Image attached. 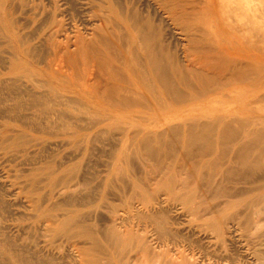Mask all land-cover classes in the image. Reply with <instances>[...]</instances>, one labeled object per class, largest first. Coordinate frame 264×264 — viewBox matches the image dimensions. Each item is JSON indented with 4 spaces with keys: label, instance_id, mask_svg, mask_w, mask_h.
<instances>
[{
    "label": "bare ground",
    "instance_id": "1",
    "mask_svg": "<svg viewBox=\"0 0 264 264\" xmlns=\"http://www.w3.org/2000/svg\"><path fill=\"white\" fill-rule=\"evenodd\" d=\"M210 4V0H145L143 7L153 11L156 24L144 16L145 9L136 0H0V264H158L163 261L161 256H165V264L219 262L220 257L224 258V250L212 248V241L205 244L198 236L207 233L203 226L207 223L202 222L199 214L207 207L199 210V204L191 205L192 217L201 222L196 220V232H184L174 227L179 222L169 216L172 205L168 208L162 205L164 201L154 202L153 197L150 199L153 204L132 201L138 195L133 182L132 193L127 187L132 178L128 173L121 176L125 168L132 172L135 167L142 168L145 173L161 157L165 156L166 162L168 155L184 162L197 155L201 158L194 157L198 162L219 147L224 160L217 158L221 167L219 163L215 165L221 170L217 172L216 166L212 168L214 162L210 163L214 174L220 173L218 183L214 182L221 186L214 192V198L222 196L225 200L211 205L206 213L202 211L204 217L210 215L215 221L212 226L215 235L208 237L215 236L224 243L235 236L244 238L241 246L245 242L246 246H252L248 247L251 255L258 264H264V132H258L261 137H244L236 129L229 131L231 123L227 121L231 119H228L229 124L225 121L223 124L226 129L222 127L229 130L215 138L210 133H214L217 122L209 121L215 127L208 126L213 131L207 127L210 131L207 134L204 128L209 122L201 125V121L200 124L180 121L181 104L200 95L208 96L214 85L219 88L239 82V74L247 72L243 59L230 56L233 48L230 41V45L220 48L212 43L213 36L210 35L213 40L206 37L212 32L209 24L213 25ZM177 26L182 28L179 32L182 43L177 42L173 50L168 38H176ZM241 45V41L235 42V46ZM199 62L206 63L202 67L208 66L209 71L202 73L201 65L197 67ZM212 70L217 71V77ZM255 75L259 80L260 76ZM218 78L225 79L218 82ZM153 105L174 108L166 127L163 124L160 130L144 134L141 129L133 130V126L114 128L125 113L136 107L152 110ZM258 121L255 120L257 125L262 123ZM238 124L239 130L245 129L246 126ZM255 127L251 133L260 130ZM137 138L139 146L134 144ZM202 143L208 147H202ZM224 146H234L231 154L226 152L232 148L225 152L223 149L228 147ZM105 150L109 151L111 161L101 171L94 158ZM104 153L107 155V151ZM135 153L146 161L136 157L134 161ZM175 156L170 157L171 162ZM147 159L154 161L150 163ZM182 159L175 165L177 170L181 168L180 173L190 162L187 160L183 166ZM163 160L157 164H165ZM170 161H167L170 167L165 164L168 170L173 165ZM190 163L187 169L189 176H193L191 170L198 164ZM206 164L202 165L203 171L211 165ZM158 165L156 168H161ZM238 174L246 184V178L253 175L248 178L247 187L230 185L234 179H240L235 177ZM172 175L168 176L170 182L175 181ZM154 176L150 181L147 179L153 184H149V189L160 181ZM179 183L178 191L190 186L187 181L188 185L183 187ZM201 190L207 191L204 187ZM239 195L248 196V200H232ZM109 200L119 202L112 205ZM120 205L125 207L122 214ZM102 211L106 218L101 216ZM197 214L200 216L195 218ZM135 217L147 223L138 227L139 234L131 240L127 226Z\"/></svg>",
    "mask_w": 264,
    "mask_h": 264
},
{
    "label": "rangeland",
    "instance_id": "2",
    "mask_svg": "<svg viewBox=\"0 0 264 264\" xmlns=\"http://www.w3.org/2000/svg\"><path fill=\"white\" fill-rule=\"evenodd\" d=\"M138 3H139V5H142V7L143 6H145V0H136ZM210 10H211V8L213 7V9L211 10V12H210V14H213L212 15V17H213V19H212V24L213 25H210L209 24V26H213L212 28L210 27L209 28V26L207 27L205 24V27L206 28H209L212 32H210V34L208 35V36H206L209 40H213L212 38L214 37V41L215 42H212L215 46H219L220 48L221 47H225V46H227V45H230L229 44V41L231 42V44L233 45V48H232V50H230V52H231V54H230V56L233 58V59H235L236 58V60H238V58H239V60H242L243 59V63H244V69H245V71L247 70V72L246 73H243L244 75H249V76H244L243 74L242 75H240L239 74V76H244V78L242 77V79H241V77H240V79H239V82H241V83H239V82H234V83H232V84H230V85H228V86H218L219 88H216L215 86L216 85H214V88H212V91H210L209 93H208V96H206V95H200V96H198V98H194L193 99V101H186V102H184L183 104H181V106H180V108H179V113H180V121H186L187 123H189V121H190V124H192V121H193V123H194V121H196V122H200L201 123V125H203L202 124V122L204 123V125H205V123L206 122H211V121H213L212 123L214 124L215 122H217V123H215V125L217 126V127H215V125L213 126V124H211L210 122L209 123H206V127L204 128V129H207V127L208 126H213V127H215L216 129L215 130H217V132H216V134H215V130H214V133L213 132H211L210 133V131H213L212 130V128L210 129L209 127H208V129H210V131H209V133L211 134V135H213L215 138H219V136L218 135H220V134H222L221 132H223L225 129H226V127L223 125V124H229V123H231V124H229V128H231L230 130L227 128V130H225V131H232V129H234L233 131H235V129H236V132H237V130L242 134V132H243V136L244 137H261V135H259V134H262L263 132H264V0H210ZM243 6V8H241ZM144 9H145V11H144V16H146L148 19H150L152 22H155L156 24L158 23L157 21H156V18H155V14L153 13V11H150V12H148V11H146V7H143ZM230 12V13H229ZM229 13V14H228ZM232 14V15H231ZM215 16H217V19L215 18ZM235 21H234V20ZM217 20V21H216ZM233 20V21H232ZM231 21V22H230ZM206 23H208V22H206ZM228 24L230 25V26H228ZM217 25H218V27H217ZM234 26H236L237 27V29L234 27ZM229 27H231V29L229 28ZM235 28V29H234ZM176 30V32H177V35H176V38H173V39H171V38H168V43L170 44V47L173 49V50H175L176 49V47H177V45H176V43L178 42V43H182V40H181V37H182V34L181 33H179V32H181L182 31V28L180 27V26H177V29H175ZM225 30V31H224ZM258 30V31H257ZM171 31V30H170ZM224 31V32H223ZM256 32V33H255ZM258 32V33H257ZM260 33V34H259ZM213 34V35H212ZM215 34V35H214ZM256 34H258V35H256ZM213 36V37H211V36ZM227 38V41H228V43H227V41L224 39H222V38ZM245 41H244V40ZM223 40V41H222ZM242 40H243V43H242ZM248 40V41H247ZM262 40V41H261ZM170 41H172V42H170ZM225 41V42H224ZM236 41H241V46L240 47H238V46H235V42ZM250 41V42H249ZM261 41V42H260ZM210 42V41H209ZM258 42V43H257ZM245 43V44H244ZM217 44V45H216ZM251 44V45H250ZM179 46V45H178ZM258 47V48H257ZM256 48V49H255ZM258 49V50H257ZM244 50V51H243ZM261 50V51H260ZM243 51V52H242ZM247 55V56H246ZM253 55V56H252ZM235 57V58H234ZM245 58H247L248 59V61L249 62H251L250 64H251V67H250V64H249V62L247 61V59H245ZM254 60V62H253V60ZM245 61V62H244ZM258 61H260V64H258L257 62ZM253 62V63H252ZM256 62V63H255ZM246 63L249 65H246ZM199 65H197V67H199L200 65V67L202 68V70H200L202 73H206V71H207V69H208V66H206L207 68H204L203 69V67H202V65L204 64H206V63H201V62H199L198 63ZM256 64V65H255ZM263 64V65H262ZM203 65V66H204ZM252 65H254V66H252ZM257 65H260L262 68H257L258 66ZM256 66V67H255ZM205 67V66H204ZM246 67V68H245ZM258 69L257 71L255 70L254 71V69ZM206 69V70H205ZM252 69H253V71H252ZM260 69H262V70H260ZM204 70H205V72H204ZM252 71V72H254L253 74H251L249 71ZM199 71V72H200ZM208 71H209V69H208ZM213 72H215L216 73V77L218 76L217 75V71H214V70H212ZM259 71V72H258ZM213 72H211V73H213ZM262 73V75H259V74H261ZM255 74H257V76H260V77H258V79L259 80H261V81H259V80H257V78H256V75ZM213 75V74H212ZM213 76H215V75H213ZM251 76V77H250ZM256 78V79H254V77ZM228 77V76H227ZM234 77H236V76H234ZM246 77H247V79H246ZM251 78V81H258L257 83L260 85H258L257 83L254 85V84H252L253 82H251L249 79ZM239 78V77H238ZM237 78V79H238ZM225 79V78H224ZM224 79H222V81H221V79H219L218 78V82L220 81V82H223L224 81ZM232 79H234L233 77H232ZM237 79H235V80H237ZM242 80H244V82H242ZM211 81H214L213 80V78H212V80ZM246 81V82H245ZM247 81H249L248 83H247ZM214 84V83H213ZM253 85V86H252ZM257 85V86H256ZM186 92H188L189 93V90H185V93ZM187 93V94H188ZM226 95V96H222V95ZM189 96V95H188ZM261 96V97H260ZM166 97H168V96H166ZM170 97V96H169ZM257 97H260V98H257ZM254 100H256V101H254ZM164 107V108H163ZM163 107H159L158 108V106L157 107H155V105H153L151 108H152V110H143L142 108H138V107H136V108H134V109H132V111L131 112H127V113H125L121 118H120V120L117 122V123H115V125H114V128H116L117 126V128H119V126H121V127H130V126H133V130H138V129H141L140 130V132H141V134H144L145 132H147V133H149V131H154V130H160L161 128H163L164 127V125L163 124H165V127H166V125H167V123H168V121H171V119H169L170 117L168 116L170 113H171V111H174L173 109L174 108H172L171 106H168V105H165V106H163ZM154 108H156V109H154ZM248 111V112H246V111ZM100 115H102V114H100ZM250 116H252L253 117V119H248ZM140 117V118H139ZM230 117H233V119H234V117H236L234 120H232V118H230ZM228 119H231V121H229ZM239 119V120H238ZM260 120V122H262V123H260L259 121V123L260 124H258L257 125V123H255V120L257 121V120ZM203 120H206V121H203ZM208 120V121H207ZM222 120V121H221ZM228 120V121H227ZM236 120H238V121H236ZM240 120H241V122H240ZM247 120H248V122L251 120H253L252 121V123L250 122V123H248L247 122ZM263 120V121H262ZM219 121V122H218ZM224 121H225V123H224ZM229 122V123H227V122ZM236 121V122H240L242 125H240V123L238 124V123H234V122ZM242 121H246V122H244L245 123V125H243V123H242ZM196 122L194 123V124H196ZM233 122V123H232ZM197 123V124H198ZM199 123V124H200ZM131 124H133V125H131ZM209 124H211V125H209ZM219 124V125H218ZM233 124L235 125V127H237V128H233ZM240 125V127L241 126H246L245 127V129H243V127H242V129L241 130H239L238 129V126H236V125ZM247 124H248V126H247ZM256 125V127H255V125ZM251 127H250V126ZM163 126V127H162ZM225 128V129H223V127ZM263 126V127H262ZM253 127V128H252ZM254 127L258 130V129H260V130H258L257 132H254L255 130H254ZM259 127V128H258ZM260 127H262V128H260ZM116 128V129H117ZM123 128V129H124ZM222 128V130H220ZM254 130L252 133H251V131H252V129ZM121 128H119V130H120ZM208 129H207V134H209L208 133ZM263 129V130H262ZM118 130V129H117ZM243 130V131H242ZM247 130L250 132V135H249V132H247ZM139 131V130H138ZM260 131V132H259ZM261 131H263V132H261ZM220 132V133H219ZM258 132H259V134H258ZM146 133V134H147ZM213 133V134H212ZM252 134V135H251ZM255 134H258V136L257 135H255ZM264 134V133H263ZM255 135V136H254ZM134 144H137V145H135V146H139L138 145V138H137V140L135 141V143ZM203 144V143H202ZM201 144V145H202ZM201 145H200V147H201ZM202 147H205V143L203 144V146ZM208 146H206L205 148H207ZM222 147V146H221ZM227 148V149H223V148ZM222 149L226 152L231 146H224ZM220 148V147H219ZM219 148H216L215 149V151H213V153H210V155H208L205 159L203 158L202 160H200V161H196V160H199V158L200 157H198L197 155H195L194 157H196L197 159L195 160V158L193 157L192 158V160H191V158H186L187 160H189L190 162H192V165H194L193 164V162H196L197 164H198V167H196L195 168V170L194 169H192V168H194V166H197V165H194V166H192L191 168H190V170H191V175H193V176H189L190 174V171H189V169H187L188 167H190L189 165L191 164L190 162L188 163L187 162V160L184 162L183 160L184 159H182V163L184 162V164H183V166L185 165V163H188L189 165L185 168V167H183V169H185V172H186V174L189 176V177H194L195 176V178H189L188 176H186V174H185V172L183 171V169H182V174L178 171V170H180V169H178L177 170V168H175V165H177V161H180L181 162V159L179 158V157H176L175 155H168V157H166V160L167 161H170V157L171 156H175V158H174V160H172V162L171 163H173V165H171V168H170V170H168L169 169V165H168V162L166 161L165 162V160H163V158L165 157H161V159L159 160L158 159V162H153V163H151L152 161H154V160H149L148 161V159H147V161L148 162H150L151 164V166L148 164V162H146V165H149L148 167H147V169L148 170H150V171H148L147 170V172H142L141 170H142V168L141 169H139V168H134L133 169V172L129 169V171H128V169H124L125 171V173L123 174H121V176H123V175H126L127 176V173L130 175V177L132 178V181H130L131 179H129V181H127L128 183L130 182L131 183V185H130V183L129 184H127L128 186V189H129V192L130 193H132L133 191H131V190H133L132 188L134 187V190L136 191V193H138V195L137 196H133L132 197V201H138L139 203L140 202H144L145 201V203H147V204H153L152 202L153 201H151L150 199H151V197H153V198H155V200H154V202H163L162 203V205H164V206H168V208H171L172 207V209H171V211L173 210V212H170L169 213V216L170 217H175L177 220H178V222H179V225H177V226H174V227H177V229L179 228L180 230H182V231H184V232H188V231H190V232H196V231H194V228H195V224H198L197 222H196V220L197 219H194L193 217H192V215H191V213H192V211L190 212V210H189V208H191L192 206L191 205H193V204H199L198 205V209L199 208H203L204 206H205V211L207 210H209L212 206H213V204H217V203H219V202H221V200L223 201V200H225L222 196H216V198H214L215 197V195H214V192L216 193L217 192V188L219 189V185L221 186V184L219 183L218 185H215V182H217L218 183V181H217V178L219 177V175H220V173H215L214 174V169H215V166L217 165H215V163H222L221 161H223L224 159L222 158V152L223 151H219L218 152V150H219ZM232 148V149H231ZM230 149L231 150H228L226 153H228L229 151V153L231 154V152L233 151V149H234V146H232ZM107 151V155H105V153L104 152H106ZM215 152V153H214ZM102 153H104L103 155H100V154H102ZM102 153H100V154H98L95 158H94V160L95 161H97V166L100 164V166H98V170H101V171H105V169H106V164H107V162H109V161H111V160H109L110 158H109V156H108V154H109V151L108 150H105V151H102ZM219 153H221V155L219 154ZM105 155V156H104ZM167 155V154H166ZM220 155V156H219ZM227 154H225V155H223L224 156V158H225V160H227L229 157H228V155H227V157H225ZM107 156V157H106ZM216 156H218V157H216ZM135 157L136 158H138L140 161H146V158L144 159L143 157V159L141 160L140 158L141 157H137V155H136V153H135V156L133 155V160L135 159ZM172 157V158H173ZM216 157V158H215ZM221 157V158H220ZM99 158V159H98ZM157 158H159V157H156V160H157ZM169 158V159H168ZM217 158H219V159H221V161L219 160V159H217ZM179 159V160H178ZM193 159L195 160V161H193ZM201 159V158H200ZM207 159H208V161H207ZM213 159V161H211ZM219 160L218 162L217 161H215V160ZM106 160V161H105ZM163 160V162H165V164L167 163V166H169L167 169H166V166H165V164L164 163H162L161 162V165L159 164H157V163H160V161H162ZM100 161V162H99ZM104 161V162H103ZM135 161V160H134ZM136 161H138L137 159H136ZM140 161H138V163L140 162ZM174 161V162H173ZM103 162V163H102ZM169 162V163H170ZM179 162V163H180ZM200 162V163H199ZM210 162H214V167H212V165H213V163H210ZM178 163V164H179ZM181 163V164H182ZM204 163L206 164V165H209V164H211V165H209V166H206V167H208L207 169H208V171H207V169L206 168H204L205 170L203 171V167H202V165H204ZM219 163V164H220ZM136 164H137V162H136ZM155 164V165H154ZM164 164V165H163ZM218 164V167L220 166L221 167V164L219 165ZM152 165H154V167H152ZM156 165H158V167L160 166L161 168H156ZM165 167V170L167 171V172H164L165 170H164V167ZM173 166V167H172ZM204 166V167H205ZM163 167V168H162ZM211 167L212 168H214L213 170H211ZM176 169V171H175V169ZM104 169V170H103ZM155 169L157 170V173L155 172ZM161 169V170H160ZM221 170V168H217V166H216V171L217 172H219L220 170ZM163 170V171H162ZM210 170H211V174H214L213 176H211V177H214V178H212V180H213V182H211V177H209L211 174H210ZM219 170V171H218ZM255 170H257L256 172L258 173L259 172V174H260V169H258L257 167L255 168ZM136 171V172H135ZM158 171L160 172V173H158ZM181 171V170H180ZM203 171V172H202ZM213 171V172H212ZM215 171V172H216ZM253 171H254V169H253ZM149 172H150V176H148L149 175ZM161 172H163L164 173V175L161 173ZM177 172H179L181 175H182V177H181V175L179 176V174L177 175L176 173ZM184 172V173H183ZM189 172V173H188ZM193 172H194V174H193ZM200 172H202L203 173V175L201 176V175H199V174H202V173H200ZM207 172V173H206ZM209 172V173H208ZM261 172H262V170H261ZM139 173V174H138ZM141 173V174H140ZM143 173H144V176H142L143 175ZM165 173H167V174H165ZM175 173V174H174ZM255 173V172H254ZM256 173V176L258 175ZM138 174V175H137ZM155 176H154V175ZM172 174H174V175H172V177H173V179H175V181H172V182H170V179H171V177H168V176H171ZM140 175V176H139ZM158 175H161V176H164V177H161V176H158ZM209 175V176H208ZM252 175V174H251ZM251 175H249L250 177H251ZM151 176H154V177H159V179L157 180V181H159V182H155L154 183V186H155V184L156 183H158V184H156V187H152L151 189H149L153 184L152 183H149L148 182V180L150 181L151 180ZM176 176H179V177H176ZM203 176H204V178L205 179H203ZM242 176V175H241ZM239 174L238 175H235V177H238V178H240V179H238L237 180V178H236V180H237V182L240 180V182H235L236 180L234 179V181L233 182H235V183H230V185H234V186H237V187H241V188H243L244 186H246L247 187V185H249V181H248V178L249 179H251L250 177H248V178H246V180H247V184L242 180V177H241ZM253 176V175H252ZM255 176V177H256ZM129 177V178H130ZM141 177H143V178H141ZM183 177H187V178H189V179H187V178H183ZM207 177H209V178H207ZM260 177V175H258L257 176V178H259ZM134 178H136V179H134ZM162 178V179H161ZM168 178V179H167ZM176 178H178V180L176 181ZM180 178V179H179ZM184 179L183 181H182V179ZM200 178V179H199ZM2 179V176L0 175V180ZM148 179V180H147ZM172 179V180H173ZM198 179H199V181L200 182H198ZM206 179H210V181H206ZM244 179V178H243ZM144 180H147V181H145L144 182ZM168 180V181H167ZM203 180V181H202ZM245 180V179H244ZM137 183H136V182ZM141 181V182H140ZM179 181H180V183H179ZM186 181H187V183L190 185V186H186V187H183V186H185V185H188V184H186ZM215 181V182H214ZM132 182H133V187H131L132 186ZM174 182H177V183H175L174 184ZM207 182H209V183H207ZM220 182V181H219ZM242 182V183H241ZM136 183V184H135ZM178 183L179 184H181L182 186L181 187H183L181 190H179L178 191V186H180V185H178ZM192 183V184H191ZM205 183V184H204ZM208 184V186H207V184ZM216 183V184H217ZM138 184V186H136L135 187V185H137ZM139 184H141V185H139ZM149 184H151V186H149ZM171 184V185H170ZM172 184H174L175 186H172ZM183 184H185V185H183ZM226 184V183H225ZM167 185H169V187L167 186ZM212 185L213 186H215V187H213V188H216L215 189V191H212L213 190V188H211L212 187ZM224 185V184H223ZM243 185V186H242ZM129 186L131 187V188H129ZM159 186H160V188H159ZM173 188H172V187ZM217 186V187H216ZM229 186V185H228ZM148 187V188H147ZM203 189V187H204V189L206 188V190L207 191H209L208 190V187H209V189H210V191L208 192V193H210L211 195H213L212 196V198H208L207 199V197H209V196H211L210 194H206V192L207 191H205L204 192V190H201V188ZM146 188V189H145ZM170 188H172V189H170ZM138 189V190H137ZM139 189H140V191H139ZM154 189V190H153ZM155 189H156V191H155ZM170 189V190H169ZM177 191H176V190ZM191 189V190H190ZM193 189V190H192ZM159 190V191H158ZM201 190V191H200ZM139 191V192H138ZM184 191H185V194H183L184 193ZM191 191H192V194L193 195H190L191 197H189V194L191 193ZM195 193H197V194H195ZM200 191V192H199ZM163 192V193H162ZM175 192H176V194H175ZM213 192V193H212ZM161 196H163V198H159L160 197V195ZM178 193V194H177ZM183 195H181V194ZM198 193L200 194L199 196H198ZM205 193V194H204ZM141 194V195H140ZM173 194H175V195H173ZM194 194L196 195V196H194ZM145 195V196H144ZM159 195V196H158ZM185 195V196H184ZM209 195V196H208ZM142 196V197H141ZM165 196V197H164ZM192 196H194L195 197V202H194V198H192ZM137 197V198H136ZM138 197L140 198V200L141 201H139V199H138ZM156 197H157V201H156ZM181 197H182V199H181ZM188 199H187V198ZM198 197V198H197ZM248 196H246V195H239L238 197H234V198H232V200H235V201H245V200H248V198H247ZM171 198H173V200H172V202L170 201V199ZM213 198L215 199V200H213ZM160 199H161V201H160ZM166 199V200H165ZM191 199V200H190ZM212 199V200H211ZM188 200H190V201H188ZM109 201H111V200H109ZM113 201L114 200H112L110 203H112V205L114 204V205H117V203L119 202V201H114V203H113ZM187 201V202H186ZM219 201V202H218ZM172 203V204H169V203ZM116 203V204H115ZM204 203H206V204H204ZM175 204V205H174ZM183 204V205H182ZM172 205V206H171ZM208 205V206H207ZM212 205V206H211ZM122 206L123 205H120V207H119V213L120 214H122L123 213V210L122 209H125V207L124 208H122ZM171 206V207H170ZM189 206V207H188ZM196 207V206H195ZM100 210H102V209H100ZM200 210V209H199ZM204 213H206L205 211H204V208L203 209H201V213L199 212V214L201 215H195V218H196V216L197 217H203L202 218V222H204V223H207V225H203L204 226V229L207 231V233H199L198 234V236H200V239H202L203 240V242L205 243V242H207V241H212L213 242V244L211 245V246H213L212 248H218V247H221V249L222 250H224V251H222V256L225 258H222V257H220L219 259H218V261L219 262H214L215 264H258V261H256L255 259H254V257H253V255H251V250L250 249H248V247H252V246H246V242H245V244H244V247H245V249H244V247L243 246H241L242 245V243L244 242V238L241 240V238L238 236H235L232 240H229V239H227V241H226V243H224L222 240V243H221V241L220 240H218V239H216V238H214L215 236H212L213 238L212 239H209V237H208V235H211V234H213V235H215L214 233V231H212L213 230V223H215V221H213L212 222V217L210 216V215H205V217L203 216V212ZM103 212V211H102ZM102 212H100V214L102 213ZM173 213V214H172ZM104 214V215H103ZM190 215V216H189ZM101 216L102 217H104V218H106V213L105 212H103L102 214H101ZM131 219H133V218H131ZM136 220V221H135ZM164 221V220H163ZM198 222H201L200 220H197ZM130 223L129 224V226H127L128 224L127 223ZM127 223H126V226H127V228H129V236H130V238H131V240L133 239V237H135V236H137L138 234H139V231H138V227L139 226H143V224L144 223H147L146 221L143 223V222H141L140 220L138 221V218L137 217H135V219H133L132 221H128ZM132 222V223H131ZM137 223V226L135 227L136 228V230H134L135 228H134V224H136ZM164 223L165 222H163L162 224L164 225ZM101 224L103 225V222L101 221ZM140 224H142V225H140ZM162 225V226H163ZM165 226V225H164ZM13 232V231H12ZM205 232V231H204ZM189 233V232H188ZM14 234V233H13ZM14 236V235H13ZM12 236V237H13ZM204 238V239H203ZM235 238H237V239H235ZM134 240V239H133ZM233 242V243H232ZM236 242V243H235ZM241 242V243H240ZM230 243V244H229ZM232 243V244H231ZM205 244H207V243H205ZM232 245V246H231ZM224 246V247H223ZM227 246V247H226ZM229 246V247H228ZM239 246V247H238ZM247 250V251H246ZM244 251V252H243ZM246 254H247V256H246ZM225 255V256H224ZM237 255V256H236ZM199 256H200V254H199ZM204 256V257H203ZM165 257V256H164ZM164 257H162L161 256V260H163L162 261V263H161V261H160V263L158 262V260H153V261H157L158 262V264H165V263H167L166 262V259L164 258ZM201 257H203V259H205V258H207L206 257V255H201ZM228 259H227V258ZM229 258H232V259H229ZM153 259V258H152ZM222 259V260H221ZM235 262H234V261ZM213 261V260H212ZM225 261V262H224ZM151 264L152 263H154V264H156L155 262H150ZM213 263V262H212Z\"/></svg>",
    "mask_w": 264,
    "mask_h": 264
}]
</instances>
